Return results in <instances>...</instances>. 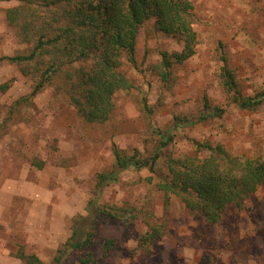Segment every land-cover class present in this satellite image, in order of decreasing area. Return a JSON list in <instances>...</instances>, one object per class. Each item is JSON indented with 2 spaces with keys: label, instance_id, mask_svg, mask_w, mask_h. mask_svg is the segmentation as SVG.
Instances as JSON below:
<instances>
[{
  "label": "rangeland",
  "instance_id": "rangeland-1",
  "mask_svg": "<svg viewBox=\"0 0 264 264\" xmlns=\"http://www.w3.org/2000/svg\"><path fill=\"white\" fill-rule=\"evenodd\" d=\"M189 3L194 54L177 62L182 37L157 30L153 18L145 21L137 30L134 65L123 59L120 67L131 87L114 94L112 112L98 123L85 121L74 104L81 98L77 80L90 60L63 61L32 97L45 65L39 72L31 62L5 59L33 49L34 41L26 42L20 31L23 24L42 17L49 22L63 5L53 4L48 17L42 0H0V264H26L18 254L33 255L40 264H80L88 254L93 264H264V184L216 224L191 214L160 188L168 178V158L210 155L197 145L218 144L251 159L264 155V101L242 109L227 99L221 80L225 68L235 94H264V0ZM163 52L170 86L157 73ZM204 98L212 111L223 110L221 117L177 128L151 171H122L101 190L102 206L133 208L125 214L136 219L94 220L86 207L96 175L114 167L113 148L127 156L151 154L156 131L199 117ZM153 228L160 234L143 245L142 236ZM73 229L79 236L93 233L91 243L63 253ZM106 240L112 242L104 248Z\"/></svg>",
  "mask_w": 264,
  "mask_h": 264
},
{
  "label": "trees",
  "instance_id": "trees-1",
  "mask_svg": "<svg viewBox=\"0 0 264 264\" xmlns=\"http://www.w3.org/2000/svg\"><path fill=\"white\" fill-rule=\"evenodd\" d=\"M31 0H28V2ZM46 12L51 16L53 4L63 5L59 16L46 21H30L23 24V38L27 42L34 41L33 49L27 56L6 57L9 62L22 65L31 62L40 79L34 86L31 96H35L45 81L56 74L60 63L88 59L90 67L82 71L75 89L81 98H74L78 114L87 122L102 123L107 120L113 110V96L123 89L131 87L126 75L120 70L123 59L134 65V50L138 27L149 19H155L157 30L165 34H178L183 39L181 52L175 55L177 62L187 60L194 54L195 34L190 24L189 0H42ZM60 7V6H56ZM12 10H10L11 12ZM41 16V15H39ZM9 19L14 22L13 16ZM34 23V24H32ZM18 26V25H17ZM34 37V39H33ZM158 66L157 73L161 82L171 85L168 68L169 58L165 52ZM221 69V80L227 99L236 101L242 109L257 108L264 101V94L252 98H241L231 73ZM229 77H231L229 79ZM73 87V86H72ZM239 97V98H238ZM240 100V101H238ZM203 111L194 119L182 121L178 119L166 131H156L158 143L149 155H141L135 151L131 156L124 155L113 148L114 167L111 171L96 175L95 192L88 202V213H93L94 220L114 218L122 223L136 219L134 215L126 216L125 212L133 208L105 207L99 203L101 190L117 180L120 172L128 169H149L158 160L162 150L173 140L172 134L177 128L204 122L221 117L223 110L213 108L206 98ZM206 111V112H205ZM210 151L207 158L184 157L168 158V178L160 185L164 194L178 197L191 214L211 224H216L221 215L229 208L240 209L244 201L264 184V155L254 159L232 155L222 146L208 144L197 145ZM198 148V149H199ZM134 212V211H133ZM95 225H90L93 230ZM160 234L153 228L142 236L143 245ZM93 233L87 232L79 236L76 229L64 244V251H80L91 243ZM112 241L106 240L104 248ZM18 257L26 264H40L33 255ZM80 264H93L91 255L79 259Z\"/></svg>",
  "mask_w": 264,
  "mask_h": 264
}]
</instances>
